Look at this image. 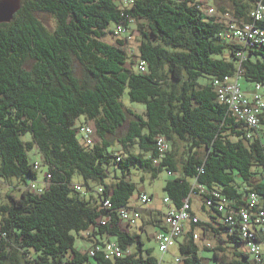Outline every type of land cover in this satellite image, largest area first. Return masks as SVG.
<instances>
[{"label":"trees","instance_id":"16d2710c","mask_svg":"<svg viewBox=\"0 0 264 264\" xmlns=\"http://www.w3.org/2000/svg\"><path fill=\"white\" fill-rule=\"evenodd\" d=\"M229 1L232 15L253 20L257 0ZM21 2L13 20L0 23V177H17L23 186L19 197L10 193L9 201L0 204V264H86L90 258L93 264H158L150 249L144 254L141 236L120 225L118 210L130 204L136 188L125 178L133 164L153 177L164 170L176 174L164 190L177 207L194 183L206 191L219 190L234 208L244 205L251 191L264 197V111L254 129L219 100L213 81L237 70L236 51L242 46L223 37L224 24L204 13L201 0ZM38 12L54 15V30ZM130 19L140 35L138 55L129 52L125 39L111 43L104 38L113 33L110 23L129 27ZM257 24L264 27V21ZM138 58L147 61V71L137 68ZM75 59L82 65V77ZM241 68V80L264 86V43L247 48ZM126 90L132 101L145 104L144 113L124 105ZM81 116L95 123L99 139L92 145L78 138ZM126 122L127 131L118 139L124 153H113L108 136ZM26 133L30 140L23 139ZM160 135L170 142L163 156ZM180 144L187 147L182 158ZM30 151L41 155L40 167L52 176L43 193L24 188L38 179L37 158L31 160ZM108 164L116 179L117 168L123 177L108 181ZM76 174L85 182L83 192L74 188ZM90 181L103 188L98 197L92 195ZM195 190L203 204L210 194ZM106 199L111 207L103 206ZM107 215L111 221L100 223ZM197 226L215 236L225 231L229 244L244 243L222 222L216 227L200 221L193 228ZM89 230V237L81 235ZM75 233L90 242L108 234L123 248L138 245L132 255L106 259L76 248ZM207 248L214 251L217 264H258L246 250L233 247L229 257L223 246ZM179 251L182 264H202L192 232Z\"/></svg>","mask_w":264,"mask_h":264},{"label":"built area","instance_id":"2783aa9c","mask_svg":"<svg viewBox=\"0 0 264 264\" xmlns=\"http://www.w3.org/2000/svg\"><path fill=\"white\" fill-rule=\"evenodd\" d=\"M132 1V0H130ZM205 14L217 17V20L224 24L223 37L226 40L238 43L242 48L236 51V55L240 58L237 70L230 75L223 77H216L213 85L217 91L220 101L228 105L230 112L238 119L246 122L249 127L254 129L260 126V115L264 111V86L261 83L253 84L252 94L246 91L241 82L242 76V61L247 54L248 47H256L264 43V27L259 26L257 23L264 21V0H257L254 8L252 9V21H244L232 14L217 15L214 7H206L202 4L201 7ZM129 27L124 24H118L114 31L115 34H125L132 36L134 27L136 26L135 20H129ZM130 30V31H129ZM137 68L140 71H147V61L138 58ZM78 131L82 133L85 144L92 145L96 135V129L90 124L78 126ZM248 136H251L249 133ZM158 147L161 156L165 154L170 148L168 139L160 135L157 138ZM35 169L40 168V160L36 159L34 162ZM51 174L45 172L43 181L38 179L29 180L25 184L26 190H34L37 193H43L48 187L51 179ZM195 187L201 191L210 194L203 200L205 208H215L221 213L222 223L229 227L231 235L238 233L244 240L246 251H249L258 264H264V197L258 192L251 191L248 193L246 203L238 208L230 207L228 198L223 195L219 190L206 191L202 185L194 183V187L189 195L184 199L181 206L177 207L172 203V199L167 196L164 198L166 203L170 204L169 210L164 214L163 227L159 228L156 236L159 249L162 252V257L159 259L158 264H162L164 255L175 245L176 240L185 233L188 228L193 227L200 221H204L196 212L194 208V199L198 198L200 194L196 192ZM74 188L78 191L84 190L82 184L75 183ZM103 188H99L102 192ZM141 200L148 202L150 197L147 194H141ZM104 207H111L112 204L109 199L103 203ZM142 209L139 206L127 205L118 210V215L121 223L126 224L128 227L137 225L142 216ZM111 221V216L107 215L101 217L99 222L106 224ZM238 230V232H236ZM91 231H86V236L91 235ZM193 231L194 238L199 235L195 230ZM207 245L211 246L210 243ZM89 255L94 256L102 254L106 259H115L124 256L132 255L134 250L132 246L123 248L117 241L94 239L87 250ZM176 262H182L183 256L180 254L175 258Z\"/></svg>","mask_w":264,"mask_h":264},{"label":"rangeland","instance_id":"374dc122","mask_svg":"<svg viewBox=\"0 0 264 264\" xmlns=\"http://www.w3.org/2000/svg\"><path fill=\"white\" fill-rule=\"evenodd\" d=\"M203 4L206 7H214L216 9L217 15L222 14H232L231 13V2L229 0H201ZM221 7H225V11L221 10ZM37 16L41 19L44 25H46L49 29L54 30L57 21L53 14L49 12H38ZM117 24L115 22L110 23L108 27V31L113 33H108L104 38L106 41L111 43H116L117 39H125L126 48L131 52L132 54L138 55V45L140 43V35L139 31L136 30L137 26L134 27V34L132 36H127L125 34H115L114 31L116 29ZM130 31V30H129ZM223 42H228L225 39L222 40ZM221 56V55H220ZM228 56V54H227ZM32 59H29L26 66L29 69L32 65ZM74 66L76 73L79 76H83V69L82 65L79 63L77 59L74 61ZM133 69H135V65H132ZM242 86L245 90L250 91L252 94L253 84L251 82L246 81L245 79L241 80ZM121 100L124 102V105L128 109H133L136 112L144 113L145 104L142 102H136L132 101L129 97L128 90L125 91L123 96L121 97ZM84 124H90L95 128V123L93 120H89L84 116H81L77 121V126L84 125ZM128 128V122H126L123 126L119 128L116 134H111L108 136L109 140L113 142V146L111 147V151L113 153L119 152L124 153L122 144L118 141L119 138L123 137V135L126 133ZM24 140H30L32 138L30 133H26L23 136ZM78 138L81 142H83L82 133H78ZM97 133L94 137V141H98ZM138 150V149H137ZM187 151V147L185 144H180V156L179 158H182L185 156L184 152ZM29 156L31 160H33L35 157L41 161V155L37 154L35 151H30ZM1 161V158H0ZM107 169L111 170L110 176L108 177V181H117L118 179L123 177V171L120 168H117V179L114 175V168L112 164H108ZM176 174H170L167 171H162L158 174L157 177H153L151 171H146L142 169L139 165L133 164L131 166L130 173H127L126 179L131 180L135 183V190L133 194L130 197L129 203L134 206H139L142 211V216L139 221L138 226H132V231L139 233L141 236V240L143 243V249L144 254H148V249L151 250V254L155 256L157 259H160L162 257V252L159 249L158 241H157V234L159 231V228H162L163 225L161 223V220H159L170 208V204L166 203L164 201V198L168 196L167 192L164 190V186L168 179L175 177ZM43 177V178H42ZM45 178V168L40 167L38 169V180L43 181ZM238 181L240 179L238 178ZM74 183H80L82 184L83 188L86 189L85 182L83 178L76 174L73 178ZM21 181L17 177H11L9 180H6L4 177H0V204L8 202L9 197L8 194L12 193L13 195L19 197L22 192V185ZM91 187L93 189L92 195L94 197H98L97 190H99L100 186L97 183L91 182ZM141 194H147L150 197V200L148 202H143L141 200ZM87 199H89L90 194L86 195ZM194 208L198 212V215L204 220L205 218H210L211 215H217V212L214 209H211L210 207L204 208L202 202L199 200V198L194 199ZM146 209H152L155 216H150L149 211ZM1 219V216H0ZM202 222V221H201ZM192 230H195V232L198 233L199 237L195 239L196 243L199 246L198 256L201 258L202 264H217V259L215 258L214 251L211 248L208 247V243L211 244V247H218L223 246L226 248V254L230 257L232 255V252L234 250L233 247L238 248L239 250H246L245 243H228L225 241V238L222 236H215L214 233L210 230L205 232L202 227H195L192 229L188 228L183 235H181L177 240L175 245L164 255V260L162 264H182L183 262H176L175 258L180 255L179 251V244L181 242H184L186 239V235L188 232H192ZM86 231L82 232V236H86ZM76 235V242L75 247L80 249L83 252H86L89 249L90 241L87 238H83L80 236V234L75 233ZM225 235V233H224ZM262 244L264 246V240L262 241ZM138 243H135L132 245V249L134 250L137 247ZM252 258V256H251ZM94 259L90 258L89 262L86 264H93Z\"/></svg>","mask_w":264,"mask_h":264},{"label":"water","instance_id":"95a60500","mask_svg":"<svg viewBox=\"0 0 264 264\" xmlns=\"http://www.w3.org/2000/svg\"><path fill=\"white\" fill-rule=\"evenodd\" d=\"M21 5V0H0V23L11 22Z\"/></svg>","mask_w":264,"mask_h":264},{"label":"crops","instance_id":"0c3cea01","mask_svg":"<svg viewBox=\"0 0 264 264\" xmlns=\"http://www.w3.org/2000/svg\"><path fill=\"white\" fill-rule=\"evenodd\" d=\"M253 90V89H252ZM251 90V91H252ZM246 91H248V90H246ZM248 92H250V91H248ZM43 178V177H42ZM152 210V209H151ZM195 212L198 214V212L195 210ZM163 217L164 216H162L160 219L162 220L161 221V223H162V225H163ZM204 219V218H203ZM205 220L206 221H209V222H213V224H215L216 225V227L217 226H219L220 224H221V222H222V218L221 217H219V215H211V217L210 218H205ZM121 225V228L123 229V230H128V231H130L131 233H137V232H133L132 231V226H130V227H128L126 224H124V223H121L120 224ZM139 225V222H138V224L137 225H134V226H138ZM140 227H141V225H139ZM221 231H223V230H221ZM224 233H225V231H223ZM139 234V233H138ZM224 238H227V236H226V233H225V235L223 234L222 235ZM100 240H103V241H105V240H111V241H117V239H116V237L115 236H111V235H108V234H105V235H103V237H101L100 238ZM92 242V241H91ZM91 242H90V245H91ZM89 245V246H90ZM209 246V245H208Z\"/></svg>","mask_w":264,"mask_h":264}]
</instances>
